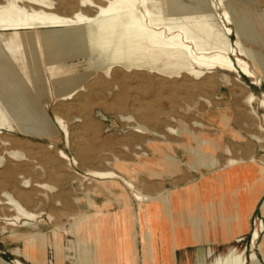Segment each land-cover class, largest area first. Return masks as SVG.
<instances>
[{"label": "rangeland", "instance_id": "rangeland-1", "mask_svg": "<svg viewBox=\"0 0 264 264\" xmlns=\"http://www.w3.org/2000/svg\"><path fill=\"white\" fill-rule=\"evenodd\" d=\"M53 1L54 11L63 15H71L78 8L87 14L96 11L94 6H80L79 0ZM216 1L219 3L217 8L210 10L221 25L219 15H223V9L233 10L234 20L226 22L231 28L229 39L235 43L240 37L250 49V56L245 57V61L259 83L238 71L230 73L217 69L196 78L169 64L163 72L146 66L113 65L109 68L104 66L106 55L99 49L84 56L60 59L59 51L42 38L39 40L34 31L0 32V64L2 57L6 63L2 77L8 95L19 105L12 118L7 111L10 127L0 134V264H16L17 259L25 264H82V260L85 264V256L91 250H83L79 242L76 243L79 251L77 247L73 250V242L77 239L70 232L75 230L71 223H76L79 216L93 209V194L105 193L107 182L111 181L90 172H121L144 193L143 182L145 178L150 179V173L157 169V173L169 176L166 165L173 164L174 158L186 159L178 142L187 138L170 131L169 126L175 129L187 127L199 135L216 138L220 134V118L236 120L248 130L251 128L249 121L253 119L258 121V136L264 135L260 128L264 126V106L260 102L264 99V0ZM162 3L164 7L176 5L177 8L183 6L182 3L192 4L190 0H162ZM232 58L236 59L234 54ZM69 77L78 79L77 89L73 90ZM93 81L97 83L88 87ZM249 91L256 96L252 104L246 101ZM6 94L0 89V99ZM64 94H71L70 98L62 100ZM8 103L15 105L13 100ZM252 109L257 116L253 115ZM58 117L67 126L68 136L59 125ZM35 121L43 134L36 135L19 128ZM138 126L148 127L151 131L138 132ZM217 139L218 143H223L216 151L218 165L233 158L243 159L232 156V148L242 146L245 140ZM258 141L264 149V139ZM218 143L217 147L221 144ZM61 151L67 158H63ZM258 154H264V150ZM260 160L264 161V157ZM179 167L186 168L183 164ZM193 176L198 174L190 177ZM25 180L29 181V187L24 186ZM7 193L17 197L36 217H17L15 207L8 204ZM129 193L137 207L139 201L131 189ZM89 222L84 219L79 224L82 240L90 234L89 229L86 230ZM259 223H262L260 234L253 244L252 236ZM39 235L46 236V250L40 261L34 263L26 257L25 247ZM230 247L234 255H240L239 258L244 260L243 264H264V215L260 205L251 219L248 235L237 238L215 254L211 252L209 259L200 248L196 264H213L215 258ZM77 253L80 259H77ZM102 257L104 251L100 253ZM100 264L104 263L100 261Z\"/></svg>", "mask_w": 264, "mask_h": 264}, {"label": "bare ground", "instance_id": "bare-ground-1", "mask_svg": "<svg viewBox=\"0 0 264 264\" xmlns=\"http://www.w3.org/2000/svg\"><path fill=\"white\" fill-rule=\"evenodd\" d=\"M190 2L192 4L182 3L183 6L177 8L176 5L164 7L162 0H101L100 2H95L94 0H79L80 6H94L96 11L87 14L78 8L75 9L71 15H63L54 11L55 1L53 0H0V32L11 31L13 34H16L21 31H34L39 40L42 38L45 42L50 43L53 49L59 51L60 59L73 55L78 57L81 55L84 56L90 54L95 49H99L106 55L104 66L109 68L113 65H120L128 68L146 66L163 72L165 65L169 64L179 69H184L189 75L196 78L204 76L212 69H217L230 73H236L238 71V73L251 78V81L254 80V83H259V79L255 77L252 72L253 69L251 71L245 61V57L250 56V49L241 41L240 37H236L237 40H235V43L229 39L228 34H230L231 28L226 22L231 23L234 20L233 10L223 9V15H219L220 21L222 22L221 25L219 21H217L218 18L216 14L210 10L211 7L217 8L219 3H217L216 0H190ZM7 39L9 40V38ZM10 41L12 43L14 42V40ZM232 54L235 55L236 59L232 58ZM248 58L249 57H247V59ZM260 58L262 57L260 56ZM1 60L0 89L7 93L5 98L0 99V134H3V130L6 129V127H10V117L12 118V114L18 112L19 105L12 96L8 95L7 85L2 77V72L6 69V63L4 57H2ZM89 66L91 69L95 70L92 65ZM69 79L72 80L73 90L77 89L79 86V83H77L78 79H73L71 77H69ZM96 83L97 82L93 81L88 87ZM69 95L71 94L61 95V99H69ZM255 99V94L249 91L246 96V101L252 104ZM10 100H13L15 105L10 106L8 103ZM260 102L261 105L264 106L263 98H261ZM7 111L10 112V117L7 115ZM20 113L23 117L25 116L24 111L21 110ZM252 113L253 115H258L255 109H252ZM57 120L66 136H68V129L64 121L59 117ZM36 124L35 121L32 125L25 127L19 126V128L22 131L32 132L36 135L43 134L40 127L38 125L36 126ZM260 128L264 132V126L261 125ZM169 130L187 138L185 141L178 142V146L185 151L186 159L179 160L178 158H174L176 161H174L173 164L170 163L171 165L169 164L175 171H179V165L181 164L192 171H200L202 169L218 171L225 169V167L234 166L243 162V159L233 158L228 163L218 165L219 161L216 156V151L222 148L223 143H218L216 141L217 138L199 135L195 131L183 126H180L179 129L169 126ZM137 131L147 132L151 130L148 127L138 126ZM257 139H264V135H259ZM176 140L179 139L176 138ZM217 140L220 141L219 138ZM192 143H195V146H192ZM216 143L220 144V146L217 147ZM61 154L63 158H67L64 152L61 151ZM209 154L211 155L209 156ZM166 155L167 154H165V156ZM250 159L256 160L254 156ZM168 160L170 159L168 158ZM259 162L261 172L263 173L264 161L260 160ZM90 174L99 178L120 179L127 188L132 190L134 197L138 201L150 199V196L146 195V192L143 194L136 188L135 183L131 179L126 178L121 172L104 170L91 171ZM24 183L26 184L24 185L25 187H29V181L25 180ZM222 187L224 188V186ZM20 193L22 194L23 191ZM6 196L8 204L15 207L17 217L18 215L27 218L36 217L34 213L28 211L24 207L17 197L11 193H7ZM260 209L264 215V199L261 202ZM82 220L84 219L77 218L76 223H71V225H74L75 230H70V232L75 235L77 239V242H73V250L80 245L79 247L87 251V249H91L86 239L82 240L84 238H79L81 226L79 224ZM33 226H35V224ZM261 226L262 223H259L256 227L257 229L253 233V244H255L257 237H259ZM57 229L62 230L59 227ZM45 239L46 236L39 235L37 239L32 240L31 244H27L25 247V255L29 260L37 263L40 261L41 256L43 257L45 255ZM78 242L79 245L76 246ZM77 251H79V249ZM83 252L84 251H82V253ZM78 253L77 255L81 252ZM210 253L211 251L206 252V257H208ZM92 254V251H90V253L87 252V255L84 254L86 255L87 264H95ZM80 255L77 259H80ZM234 256H236L235 259L233 258ZM239 256L234 255L233 248L230 247L224 254L215 258L214 263H212L243 264L244 260L239 258ZM252 259H254V256H252ZM81 263L83 264V260ZM16 264L25 263L17 259Z\"/></svg>", "mask_w": 264, "mask_h": 264}, {"label": "crops", "instance_id": "crops-1", "mask_svg": "<svg viewBox=\"0 0 264 264\" xmlns=\"http://www.w3.org/2000/svg\"><path fill=\"white\" fill-rule=\"evenodd\" d=\"M220 119L216 138L245 140L242 146L232 148V156L243 158V162L204 173L187 167L175 171L167 164L169 176L156 169L150 179H144L143 194L150 199L139 201L137 207L129 188L118 179L107 182L105 193L93 194V209L79 219L90 221L85 239L94 263L196 264L200 248L215 254L250 233L251 219L264 199V172L259 162L264 154H258L264 149L257 139L258 121L250 120L248 130L236 120ZM252 156L256 160L250 159ZM195 174L198 176L190 177Z\"/></svg>", "mask_w": 264, "mask_h": 264}]
</instances>
